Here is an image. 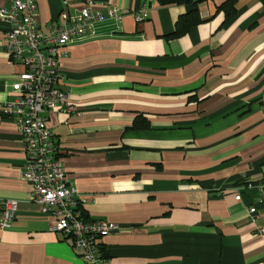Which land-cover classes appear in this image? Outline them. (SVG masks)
<instances>
[{"label": "crops", "instance_id": "obj_1", "mask_svg": "<svg viewBox=\"0 0 264 264\" xmlns=\"http://www.w3.org/2000/svg\"><path fill=\"white\" fill-rule=\"evenodd\" d=\"M225 1L195 0L199 22L169 37L187 6L96 0L103 18L58 58L75 109L41 116L82 215L118 225L101 239L110 264H264V4L235 0L225 21ZM35 2L44 29L84 0ZM7 29L0 19V40ZM22 70L0 46V105ZM25 162L15 121L0 114V201H18L0 264H84L30 200Z\"/></svg>", "mask_w": 264, "mask_h": 264}, {"label": "built area", "instance_id": "obj_2", "mask_svg": "<svg viewBox=\"0 0 264 264\" xmlns=\"http://www.w3.org/2000/svg\"><path fill=\"white\" fill-rule=\"evenodd\" d=\"M61 3L67 6L68 0ZM96 5V0H84L74 14L62 10L44 29L37 21L35 0H9L8 6L0 7V19L8 24L0 46L8 51L11 61L23 67L11 84L12 98L0 105V114L12 118L21 135L26 161L22 178L28 184L30 200L40 206L43 214L53 215L52 229L71 240L84 264H110L101 239L118 230V225L82 215L76 189L66 183L51 132L41 116L58 107L69 113L75 109L58 86L62 78L58 58L72 38L86 33L93 22L103 18L100 8L103 3L100 7ZM106 15L121 20L113 8H106ZM145 16V11L134 13L136 20ZM245 187L254 185L247 182ZM235 199H241L239 189ZM17 207V200L0 201L1 229L10 225ZM248 213L250 221L255 223L256 208L249 206ZM256 230L264 233V226H257Z\"/></svg>", "mask_w": 264, "mask_h": 264}, {"label": "trees", "instance_id": "obj_3", "mask_svg": "<svg viewBox=\"0 0 264 264\" xmlns=\"http://www.w3.org/2000/svg\"><path fill=\"white\" fill-rule=\"evenodd\" d=\"M234 1L235 0H226L219 6V9L225 14V21L231 18L235 13ZM262 2L264 4V0H262ZM158 3L161 5L180 4L188 7L187 11L176 20L174 30L169 37H178L185 34L189 28L196 25L200 20L195 0H158ZM140 125L143 127L147 126V122L144 121L143 124H139L138 120L135 121V127Z\"/></svg>", "mask_w": 264, "mask_h": 264}]
</instances>
